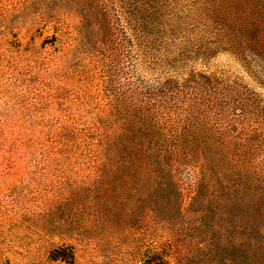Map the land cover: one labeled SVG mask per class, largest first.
I'll use <instances>...</instances> for the list:
<instances>
[{"label":"rangeland","instance_id":"374dc122","mask_svg":"<svg viewBox=\"0 0 264 264\" xmlns=\"http://www.w3.org/2000/svg\"><path fill=\"white\" fill-rule=\"evenodd\" d=\"M207 1L155 69L114 0H0V264H264V0Z\"/></svg>","mask_w":264,"mask_h":264},{"label":"trees","instance_id":"16d2710c","mask_svg":"<svg viewBox=\"0 0 264 264\" xmlns=\"http://www.w3.org/2000/svg\"><path fill=\"white\" fill-rule=\"evenodd\" d=\"M197 1L186 0L185 2L190 3V5L189 8H184L180 6V0H114L113 3L125 20L124 26L132 36L135 58L141 57V62H147L149 68L173 67L178 63L183 64L187 60L205 58L212 46L226 45L222 39H226L227 34L220 36L219 28H217L219 34L214 35V32L209 31L210 24L225 21H222L223 15L220 13L216 14V18L212 17V12L216 11L217 13L222 3L221 5H213L207 0H199L201 3L196 4ZM194 6H197V9ZM190 7L194 9L192 8V10ZM232 14L234 15L232 16L234 25L240 26L244 23H250L245 13L233 11ZM218 17L221 19H217ZM256 26V23L251 26L254 29L250 31L251 40H256L255 35L258 36L259 34ZM197 28H204L205 30L201 34L191 36L189 31ZM234 30H231L233 31L231 37L239 41V31ZM98 173L96 170L95 176ZM247 250L250 255V251L255 252L256 249L253 244H250ZM260 261L264 262V260ZM257 263H259L258 260L253 257L252 264ZM149 264H164V262L157 261ZM247 264L251 263L247 262Z\"/></svg>","mask_w":264,"mask_h":264}]
</instances>
